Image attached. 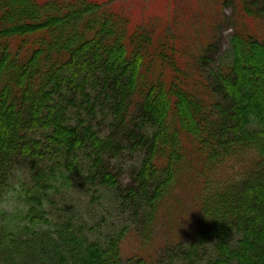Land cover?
Segmentation results:
<instances>
[{
    "label": "trees",
    "instance_id": "trees-1",
    "mask_svg": "<svg viewBox=\"0 0 264 264\" xmlns=\"http://www.w3.org/2000/svg\"><path fill=\"white\" fill-rule=\"evenodd\" d=\"M233 1L232 62L208 73L200 67L205 55L187 56L157 27L130 30L102 2L0 0V160L18 152L41 158L43 146L55 147L67 152V168L74 170L84 153L90 181L152 210L171 194L187 160L199 158L193 245L214 239L219 254L210 264H264V9L257 0ZM91 67L135 100L136 127H126V142L66 120L53 96ZM39 127L49 129L46 139L28 138ZM137 147L141 162L122 188L112 156ZM234 156L239 168L229 162ZM53 170L33 164L32 182L20 193L23 208L0 210V251L35 248L40 264H124L119 237L88 240L70 221L52 234L43 229L51 221L45 201ZM236 231L240 238L232 243Z\"/></svg>",
    "mask_w": 264,
    "mask_h": 264
},
{
    "label": "rangeland",
    "instance_id": "rangeland-1",
    "mask_svg": "<svg viewBox=\"0 0 264 264\" xmlns=\"http://www.w3.org/2000/svg\"><path fill=\"white\" fill-rule=\"evenodd\" d=\"M95 1L102 2L103 7H110L109 11L123 22H130V30L157 27L160 33L175 37L180 42L179 50L187 56L191 54L198 61L200 54L205 55L206 59L200 60V67L202 65L208 73L217 72L232 62L231 35L237 28L233 0ZM257 1L264 9V2ZM146 75L152 76L148 72ZM83 80L84 91L79 87ZM122 92L113 77L101 68L91 67L84 70L72 86L61 85L60 91L53 96L56 102L64 105L66 120L82 126L91 125L102 137L112 135L126 142L124 131L135 122L136 104L133 98L129 99ZM241 92L248 95L244 88ZM120 102L121 113L118 114L115 110ZM48 130L39 127L27 135L44 141ZM42 148L45 153L41 158L18 152L0 160V202L6 196L9 198L12 206L8 211L17 213L23 208L20 193L32 182V165L41 164L47 172L53 166L55 174L48 184L45 201L51 221L43 226L49 234L70 221L75 231H82L88 240L107 243L109 239L119 237L124 264H134L129 262L130 256H151L165 261L164 264H210L218 256L214 239L204 244L197 242L196 245L191 239L200 192L196 167L199 158L187 160L171 194L151 210V207L141 205L140 200L121 198L120 192L98 180L90 181L84 153L80 154L75 169L71 170L67 168L69 158L66 151L63 154L59 148ZM128 149L112 156L111 162L120 175L122 188L131 184L132 170L140 164L143 155L141 148ZM229 162L239 168L241 161L234 156ZM207 177H212V173L208 172ZM2 224L0 219V228ZM231 238L232 243L237 242L240 238L237 231ZM49 256L53 259L52 253ZM0 264H40L38 251L32 248L13 255L0 251ZM233 264H237L236 261Z\"/></svg>",
    "mask_w": 264,
    "mask_h": 264
},
{
    "label": "clouds",
    "instance_id": "clouds-1",
    "mask_svg": "<svg viewBox=\"0 0 264 264\" xmlns=\"http://www.w3.org/2000/svg\"><path fill=\"white\" fill-rule=\"evenodd\" d=\"M12 205L10 204L9 198L6 196L2 202H0V210L7 211Z\"/></svg>",
    "mask_w": 264,
    "mask_h": 264
}]
</instances>
